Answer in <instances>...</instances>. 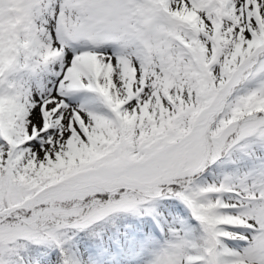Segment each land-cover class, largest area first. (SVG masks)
Here are the masks:
<instances>
[{
	"label": "snow or ice",
	"instance_id": "snow-or-ice-1",
	"mask_svg": "<svg viewBox=\"0 0 264 264\" xmlns=\"http://www.w3.org/2000/svg\"><path fill=\"white\" fill-rule=\"evenodd\" d=\"M0 264H264V0H0Z\"/></svg>",
	"mask_w": 264,
	"mask_h": 264
}]
</instances>
